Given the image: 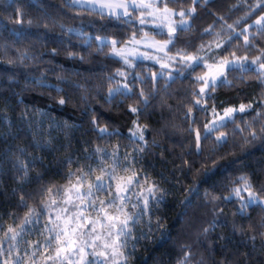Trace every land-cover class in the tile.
I'll return each mask as SVG.
<instances>
[{
	"label": "trees",
	"instance_id": "1",
	"mask_svg": "<svg viewBox=\"0 0 264 264\" xmlns=\"http://www.w3.org/2000/svg\"><path fill=\"white\" fill-rule=\"evenodd\" d=\"M258 4L260 7H257ZM172 7L197 9L190 20L192 31L181 33L178 42V46H183L186 41H191L189 52H195L201 43L207 44L213 40L217 32L221 33V39H226V34L231 32L227 24H233L237 32L252 25L249 28V33L253 34L250 39L256 47L251 49L250 58L264 50V37L255 33L254 23L259 16L264 15V0H210L207 7L184 0L182 5ZM253 9L255 11L244 19L246 12ZM19 12L25 16L21 23H16V19L20 18ZM238 20L240 22L237 24ZM61 24L65 28H83L91 33L92 48H87L82 38L64 34ZM101 24L107 26L104 34L110 39L113 36L125 38L131 35V29L125 31V26L115 20L109 22L69 11L62 0H0V224H3L0 238L7 232L9 225L18 226L27 212V207L20 205L22 194L27 199L28 207L44 211V218L39 225L42 229L48 218L41 203L42 198H47V188L56 185L61 187L63 194L62 186L67 183L68 172L80 167L88 155L85 149L94 151L101 147L111 152L119 144L121 155L130 152L131 131L137 127L133 121H137L140 126L146 125V147L140 154V165L168 195L155 210L153 231L150 234L152 239L140 240L136 244L129 264H178L186 251H191L193 264L197 261L203 264H264V235H261L264 228L260 227L264 223L263 206L253 205L241 216L238 214L239 204L235 200L213 199L214 196L227 195L230 181L242 173L250 175L255 188L264 186V146L257 143L241 151L238 147L241 139L237 138L235 156L221 161L219 170L210 179L197 176L196 170L200 169L203 157L195 154V132L190 134L187 131L189 120L185 118L188 106L195 103L191 92H198V87L193 89L190 86L196 84L193 76L169 82L170 87L167 89L164 88L165 77L147 108H141L137 113L129 111L130 106H138L137 102L141 99V85L136 84L135 73L143 71V66L153 71L160 69L146 61H142L139 68H127L122 66V62L97 53L95 35ZM209 26H212L213 32L204 33V29ZM17 40L19 43H16ZM54 47L60 50L59 55H51ZM245 47L242 36L234 37L232 48L238 55L245 54ZM213 48L220 51L215 49V45ZM25 50L39 57V62L28 60L21 63L19 53ZM67 50L77 52L86 59H69ZM9 60H15L16 63L11 64ZM118 68L133 73L129 79L136 85L135 96L124 99L117 95L112 103H108V77ZM200 68L203 69V66ZM42 73L47 77L48 85H58L62 89L61 94L68 97L66 104L57 102L59 96L55 87L46 89L26 84L27 80L39 77ZM60 74L67 79L58 81L57 76ZM144 74L148 78L145 90L150 92L151 73ZM115 80L124 82L119 76ZM245 80V83L232 88L221 87L213 93L220 113L224 107H238L240 103L253 104L250 115L255 114L256 108H264V86L258 84L254 77H245ZM77 84L87 89V93L75 87ZM82 95H87L84 103H81ZM207 107L208 114L193 110L201 132L211 116V103ZM93 112L100 127L108 126L109 131H115L116 134L101 138L100 132L92 125ZM218 134H214L212 139ZM17 157L30 165L29 179L23 183L17 180L13 168ZM185 160L192 161L194 166L191 170L184 163ZM233 160L236 162L233 163ZM155 216L161 217L165 225L163 238L161 231L156 229ZM147 222L146 216L144 223L137 226L136 235L141 230L148 231ZM205 228L209 229L207 234L204 233ZM253 235L255 241L250 239ZM24 240L42 243L44 236L33 231L32 234H26ZM23 247L28 248V244ZM129 251H132L131 248ZM41 264L44 262L41 261Z\"/></svg>",
	"mask_w": 264,
	"mask_h": 264
},
{
	"label": "snow or ice",
	"instance_id": "2",
	"mask_svg": "<svg viewBox=\"0 0 264 264\" xmlns=\"http://www.w3.org/2000/svg\"><path fill=\"white\" fill-rule=\"evenodd\" d=\"M62 2L65 8L77 15L87 14L109 22L115 20L125 26V31L131 29L130 36L125 38L113 36L110 39L104 34L107 26L99 25L95 35L97 53L116 62H122V66L127 68H139L144 60L159 65L160 71H153L150 67L143 66V71L135 73L136 84L141 85L139 93L141 99L137 102L138 106H130L129 111L137 113L141 108H147L149 100L160 90V81L165 77L167 80L164 88L167 89L170 87L169 82H175L180 77L193 76L196 84L190 86L193 89L198 87V92L195 90L191 92L195 103L188 106L185 118L189 120L187 131L190 134L195 132V154L197 157H203L200 161V169L196 170L197 176H202L205 180L210 179L219 170L221 161L227 160L229 156H235L237 138L241 139L238 146L241 151H246L257 143L264 146V108L258 107L255 109V114L250 115L253 104L240 103L239 107H224L221 114L215 103L216 97L213 95L221 87L232 88L245 83V77H254L258 84L264 86V50H260V54L254 57L250 58L249 55L251 49L256 47L254 41L250 39L253 34L249 33V28L252 25L244 28L242 32H237L233 24H227V29L231 32L226 34V39H221V33L217 32L213 40L207 44L201 43L195 52H189L191 41H186L183 46H178V42L181 33L192 31L190 20L197 9L172 7V5H182L184 0H62ZM191 3L193 5L201 3L202 6L207 7L210 0H191ZM257 7L260 5L258 4ZM254 11L255 9L246 12L244 19ZM18 16L20 18L16 19V23H21L25 14L19 12ZM176 16L179 20L173 18ZM239 22L236 21L237 24ZM31 23L32 21L29 20V24ZM89 23L93 22L89 21ZM254 23L255 33L264 37V15L259 16ZM44 26L47 27V24ZM60 27L64 34L82 38V43L87 48H92L91 33L83 28H65L63 24ZM212 32V26L204 29V33ZM201 35L203 36V33ZM241 36L246 46L244 55H238L232 48L234 37ZM16 43H19V40ZM213 45L220 51L214 50ZM105 49L108 51L105 52ZM59 54L60 50L54 47L51 55ZM66 54L69 59L77 57L81 61L86 59L85 56L71 50H67ZM18 59L21 63L40 60L39 57L30 55L27 50L19 53ZM9 63L14 64L16 61L9 60ZM201 65L203 69L200 68ZM197 69L200 71L197 72ZM146 72L151 73L150 92L145 90L148 79L144 74ZM132 75L133 73L118 68L108 77L110 84L106 97L108 103H112L117 95L124 99L135 96L136 85L129 79ZM116 76L122 77L124 82L115 80ZM66 79L63 74L57 76L58 81ZM26 84L46 89L55 87L59 96L57 102L60 105L68 102V97L61 94L62 89L58 85L47 84V77L43 73L39 77L27 80ZM75 87L85 93L88 91L79 84ZM86 100L87 95H82L81 103ZM209 103H211L212 119L204 124V131L201 132L193 110L208 114ZM236 113L244 115L238 116ZM133 123L137 127L135 131H131L130 152L126 151L121 155L119 144L114 146L111 152L101 147H97L94 151L85 149L88 155L80 167L68 172L67 183L62 186L63 194L61 187L56 185L47 188V198H42L41 203L48 218L42 229L39 225L44 218V211L36 207H28L25 195L20 196V205L27 207V212L18 226L9 225L7 232H4L3 237L0 238V264H41V261L44 264L49 261L53 264H129L136 244L140 240L152 239L150 234L153 231L155 210L168 195L140 165L142 159L140 154L146 147L144 134L146 125L140 126L137 121ZM92 125L100 132L101 138L116 134L115 131L110 132L108 126L100 127L94 112ZM232 125L235 127H230ZM216 133L219 134L215 135L213 140L212 137ZM206 148L207 154H205ZM226 148L227 152L224 151ZM184 163L190 170L194 166L189 160H185ZM69 165H71L70 160ZM13 168L16 170V178L19 182L23 183L29 179L30 165L23 163L19 157ZM230 184L227 195L214 196L213 199L228 202L235 200L239 204L238 214L241 216L253 205H264V186L255 188L249 174H240L231 180ZM53 214H55L54 218ZM146 216L148 231L141 230L139 235H136L137 226L144 223ZM155 224L163 238L165 225L161 222V217L155 216ZM214 226L213 224L212 227ZM260 227L264 228V223ZM2 231L3 224H0V232ZM33 231L44 236L42 243L24 240V236L32 234ZM208 231V228L204 229L205 234ZM250 239L255 241V235ZM26 243L28 248L23 247ZM129 248L132 251H129ZM191 257V251H186L178 264H193ZM195 264H203V262L197 261Z\"/></svg>",
	"mask_w": 264,
	"mask_h": 264
},
{
	"label": "rangeland",
	"instance_id": "3",
	"mask_svg": "<svg viewBox=\"0 0 264 264\" xmlns=\"http://www.w3.org/2000/svg\"><path fill=\"white\" fill-rule=\"evenodd\" d=\"M174 19H176V20H179V17L178 16H176V17H173ZM149 27H151V26H149ZM165 33L167 34V32H166V30H165ZM143 35V34H142ZM144 61H146V62H148V63H151V64H153V65H155V66H157L158 68H159V65L158 64H155V63H153L152 61H150V60H144ZM203 66V65H202ZM160 69V68H159ZM165 71H167V70H165ZM204 71H207V69H204ZM174 75H175V73H174ZM167 78V77H166ZM123 83V82H122ZM202 83V82H201ZM239 107V106H238ZM221 114H223V111L221 112ZM237 114V113H236ZM212 119V116H210V119H209V121ZM204 131V130H203ZM245 195H247L246 193H245ZM263 206V208H264V205H262ZM54 215L55 214H53V218H54ZM99 243V242H98ZM89 251H91V249H89Z\"/></svg>",
	"mask_w": 264,
	"mask_h": 264
}]
</instances>
